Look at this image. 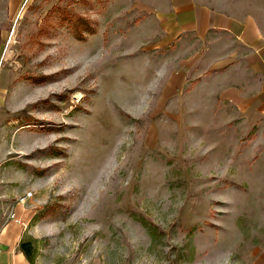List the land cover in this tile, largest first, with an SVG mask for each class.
I'll return each instance as SVG.
<instances>
[{"label": "rangeland", "instance_id": "1", "mask_svg": "<svg viewBox=\"0 0 264 264\" xmlns=\"http://www.w3.org/2000/svg\"><path fill=\"white\" fill-rule=\"evenodd\" d=\"M168 2L0 0V185L34 264H264V141L196 100Z\"/></svg>", "mask_w": 264, "mask_h": 264}, {"label": "crops", "instance_id": "2", "mask_svg": "<svg viewBox=\"0 0 264 264\" xmlns=\"http://www.w3.org/2000/svg\"><path fill=\"white\" fill-rule=\"evenodd\" d=\"M178 1L169 0L163 10L164 43L178 51L181 63L193 62L183 69L193 71L196 100L214 103V114H233L234 127L242 125L245 134L257 129L262 143L264 0ZM226 91L232 92L224 97ZM9 114L0 111V169L14 151L3 139L9 132ZM26 202V196H11L0 185L2 264H32L20 248L29 221Z\"/></svg>", "mask_w": 264, "mask_h": 264}, {"label": "trees", "instance_id": "3", "mask_svg": "<svg viewBox=\"0 0 264 264\" xmlns=\"http://www.w3.org/2000/svg\"><path fill=\"white\" fill-rule=\"evenodd\" d=\"M176 3L178 4L179 1L176 0ZM70 21H72L70 19ZM80 23H83L85 22L84 19L80 18L78 20ZM78 21H75V23L78 25ZM232 91H226L223 93V96L224 97H227L229 94H231ZM20 248L21 250L26 254V256L28 257V259L30 260V262L32 264H34V248H33V244H32V241L30 240H26V238L21 242L20 244Z\"/></svg>", "mask_w": 264, "mask_h": 264}, {"label": "built area", "instance_id": "4", "mask_svg": "<svg viewBox=\"0 0 264 264\" xmlns=\"http://www.w3.org/2000/svg\"><path fill=\"white\" fill-rule=\"evenodd\" d=\"M28 195H31V193H29ZM1 254H2V249L0 248V256H1ZM0 264H2V263L0 262Z\"/></svg>", "mask_w": 264, "mask_h": 264}]
</instances>
